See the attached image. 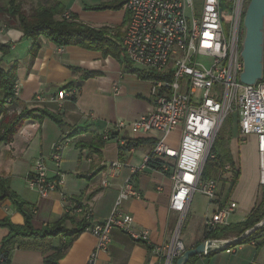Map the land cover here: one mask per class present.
I'll list each match as a JSON object with an SVG mask.
<instances>
[{
	"label": "crops",
	"instance_id": "1",
	"mask_svg": "<svg viewBox=\"0 0 264 264\" xmlns=\"http://www.w3.org/2000/svg\"><path fill=\"white\" fill-rule=\"evenodd\" d=\"M43 1L52 3L54 0ZM59 1L81 22L105 28L111 35H116L120 27L124 30V22L129 16L128 0ZM108 4L123 5L95 8ZM0 43L11 45L8 55L0 50L2 65L8 69L15 61L18 63L20 94L9 106V112L44 108L59 114L64 122L61 127L48 116L27 120L11 141L0 144V177L7 180L10 190L28 203L35 228L59 221L68 211L70 216L84 220L89 227L105 221L114 211L120 189L132 178L139 197L126 198L119 208L133 217L135 230L149 232V239L136 240L126 231L114 228L109 251L99 253L97 264H163L164 248L171 243L180 218L170 209L173 181L168 174L151 167L133 174V167H140L144 156L152 149L153 139L151 135H134L128 125L151 108L150 81L127 70L117 57L79 45L61 47L46 36L41 37L39 52L32 58V39L26 38L16 26L7 25L3 17H0ZM86 72L93 75L85 79ZM114 82L119 84L118 91L114 89ZM68 84L72 85L66 87ZM64 88H75L76 99L59 100L58 92ZM119 120L125 121L126 125L118 130L115 124ZM107 129L114 130V137L105 141L102 135ZM61 139L68 140L59 168L61 182L48 196L40 197L29 186L27 177L39 157L45 158L49 176L55 177L58 169L51 150ZM121 140H138L139 144L131 152L122 148ZM246 144L247 153L234 158L241 174L230 197L235 207L230 217L232 224L244 221L262 197L256 138L251 136ZM240 147L241 151L244 146ZM249 158L254 162L255 176L251 180L248 179ZM115 160L125 163L116 176L110 173L111 162ZM105 180L108 181L106 186ZM6 218L15 224L24 223L22 213L15 209L9 198L0 202V220ZM68 227L73 228L69 223ZM88 228L73 241L59 264H87L97 245V237ZM204 228L205 225L198 236H180L186 249L205 240ZM8 234L7 228L0 227V248ZM235 237L232 234L226 239ZM61 242L60 236L15 238L10 245L11 264H45V255L52 253ZM259 250L255 242L239 244L209 255H199L196 264H262L258 260Z\"/></svg>",
	"mask_w": 264,
	"mask_h": 264
},
{
	"label": "built area",
	"instance_id": "2",
	"mask_svg": "<svg viewBox=\"0 0 264 264\" xmlns=\"http://www.w3.org/2000/svg\"><path fill=\"white\" fill-rule=\"evenodd\" d=\"M249 1L128 0L126 3L129 20L121 49L134 67L152 75L148 79L151 108L128 122L134 135H151L153 139L152 149L140 167H133V174L151 167V161L161 162L158 170L173 181L170 209L180 215L173 239L164 248L163 264H174V259L186 250L180 238L181 225L196 191L218 203L206 221L207 228L231 224L235 207L231 201L223 203L225 194L220 190V182L228 178L234 166L231 162H221L212 152L229 115H237L241 138H256L259 185L264 187V76L255 84H246L240 79L244 69L240 50ZM224 6L229 9L225 10ZM65 17L70 18L69 13ZM118 88L119 84L114 82L115 91ZM13 91L17 98L19 81L15 82ZM74 94L75 88H64L57 98H71ZM125 125V121L119 120L115 128L119 130ZM179 126L181 136L175 148L168 143V138ZM113 135L114 130L107 129L102 138L108 141ZM129 142L121 140V145L134 152L136 146ZM67 144V139H61L52 146L51 156L58 169L55 177L49 176L44 157L35 160L27 180L40 197L58 188L62 151ZM209 158L218 169L217 175L204 177ZM124 164L121 160L111 162L110 173L116 176ZM236 167H239L237 163ZM103 184L106 186L108 181ZM129 197H139L132 178L120 189L112 214L88 228L97 237V245L87 264H97L99 253L109 251L114 228L126 231L136 240L148 241L149 232L135 230L133 217L119 208ZM0 264H4L2 259Z\"/></svg>",
	"mask_w": 264,
	"mask_h": 264
},
{
	"label": "trees",
	"instance_id": "3",
	"mask_svg": "<svg viewBox=\"0 0 264 264\" xmlns=\"http://www.w3.org/2000/svg\"><path fill=\"white\" fill-rule=\"evenodd\" d=\"M122 5L123 4H108L97 6L95 8L121 7ZM0 12L5 15L7 25L16 26L23 32V35L26 38L32 39L33 44L30 49L32 58H35L39 52L41 47V37L46 36L61 47L67 45H79L87 49L102 51L104 55H112L121 59L126 69L137 74L138 77L142 79H149L152 77L151 74L134 67L127 55L122 51L120 42L124 30L121 27L118 29L116 35H111L105 28H96L81 22L75 15L67 12L65 6L59 0H54L49 4L40 3L37 7L31 9L29 13L24 10L22 2L18 0H9L5 7H0ZM66 13H69L70 18L65 17ZM128 20L129 16L124 22V29ZM0 50L4 55H8L11 51V45L8 43H0ZM17 69L18 63L16 61L8 69H6L0 61V144L11 141L23 123L30 119L41 120L43 117L48 116L61 127L64 126V122L59 114L50 112L44 108H25L20 113L12 114L9 112V106H12L17 99L14 98L13 91L15 82L17 81ZM92 75V72H86L84 78L86 79ZM71 85L72 84H68L66 87ZM10 99H12L11 102H9ZM71 99L75 100L76 94H74ZM231 118L233 120L234 116H231ZM222 137L223 135L221 132L217 138L218 140H221ZM232 138L233 133L230 132L229 140ZM129 143L130 145L134 144L135 146L139 144L138 140H131ZM122 148L128 149V146H122ZM212 152L217 155L214 146ZM225 155V160L217 155L218 160L221 162H231L234 168L226 179L229 182V186L226 189L223 203L230 201L231 194L235 189L241 174L240 168L236 167V162L232 158L231 153H226ZM150 165L154 169L161 168V162L151 161ZM217 170L216 165L209 158L205 165L203 176H216ZM7 198L12 200L15 209L22 213L24 223L15 224L9 218L0 220V227H5L9 231V234L3 239L0 248V259L3 260L4 264H11L10 245L15 238H47L49 236H60L62 238L61 244L54 248L52 253L45 255L44 257L45 264H59L60 259L64 257L67 249L73 241L80 233L89 227L88 223L84 220H77L74 216H70V214L67 213L59 221L46 225L41 229H36L33 223V212L29 209L28 203L16 192L10 190L7 180L0 177V202ZM263 219L264 190L262 191L261 201L253 208L244 221L237 224L231 223L227 226H220L215 229H209L205 226L203 236L205 239H226L232 234L240 236ZM68 221L75 223V226L69 228ZM252 242L256 243L257 249H260L264 245V225L257 228L236 245ZM236 245L229 246L227 249L233 248ZM211 253L213 252H209L207 255ZM198 257L199 255L192 256L186 264H196ZM177 259L178 258L174 259V264Z\"/></svg>",
	"mask_w": 264,
	"mask_h": 264
},
{
	"label": "rangeland",
	"instance_id": "4",
	"mask_svg": "<svg viewBox=\"0 0 264 264\" xmlns=\"http://www.w3.org/2000/svg\"><path fill=\"white\" fill-rule=\"evenodd\" d=\"M9 0H0V7H5L7 5ZM22 2L23 8L26 12H30L31 9L37 7L41 2H44L43 0H18ZM40 1V3H38ZM46 3V2H44ZM49 4V3H47ZM199 5V2H198ZM202 5V2L200 3ZM225 10H228L229 7L224 6ZM0 17H3L5 19V15L0 12ZM180 127H177L175 131L172 132V134L168 138V143L172 147H177L180 136H181V130ZM222 132V139L218 140L216 139V142L214 144L215 152L218 156L222 157V159L225 158L226 153H231L232 158L234 159L237 156H244V153H247V140L245 138H241L239 136V128H238V122H237V115H234V118L232 120L231 116L229 115L226 121L224 122L222 129L219 133V135ZM230 132L233 133V138L229 140V134ZM218 135V137H219ZM250 137L248 138V140ZM244 144V145H243ZM240 146L242 147L240 151ZM238 151L241 152V154H238ZM66 151H64L65 153ZM228 162V161H223ZM248 166H250V169L248 171V179H253V176H255V173L253 171V161L251 158L248 159ZM247 168V166H246ZM245 168V174L247 169ZM222 193H224L229 186V182L227 180H223L220 182ZM264 190V187L259 186V192L262 195V191ZM217 204L216 202H213L210 200L209 197L204 195L200 190L196 191L194 194V197L192 199L190 209L186 217L184 218L182 225H181V232L180 236H198L204 225L206 226V221L210 219L213 215L214 210L216 209ZM234 219V218H233ZM70 225L75 226V223L68 221ZM238 223V222H237ZM260 256L258 257V260L260 263L264 264V245L259 250Z\"/></svg>",
	"mask_w": 264,
	"mask_h": 264
},
{
	"label": "water",
	"instance_id": "5",
	"mask_svg": "<svg viewBox=\"0 0 264 264\" xmlns=\"http://www.w3.org/2000/svg\"><path fill=\"white\" fill-rule=\"evenodd\" d=\"M245 38L241 46V56L244 63L240 75L242 82L255 84L264 76V0H250L244 16ZM264 225V219L233 239H205L194 248H189L181 254L175 264H186L194 255L208 254L227 249L240 243L257 228Z\"/></svg>",
	"mask_w": 264,
	"mask_h": 264
}]
</instances>
